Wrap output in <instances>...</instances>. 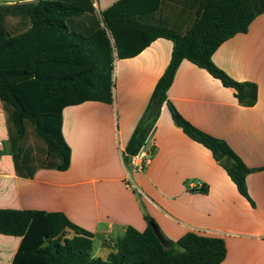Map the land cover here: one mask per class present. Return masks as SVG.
<instances>
[{
  "label": "crops",
  "instance_id": "obj_1",
  "mask_svg": "<svg viewBox=\"0 0 264 264\" xmlns=\"http://www.w3.org/2000/svg\"><path fill=\"white\" fill-rule=\"evenodd\" d=\"M91 1L98 14L115 0H96L97 5ZM199 1L158 0V8L166 24L183 30ZM170 51L171 42L158 37L133 56L114 58L111 103L88 100L62 107L60 132L69 148L65 169L37 167L30 177L19 175L12 158L1 153L0 141V208L59 211L92 238H100L101 247L108 249L101 258L109 251L114 229L120 235L127 225L142 230L147 225L144 216H149L170 240L187 230L220 235L226 252L219 264H264V168L245 175L251 204L209 150L172 122L164 103L144 139V149L150 150L148 164L131 167L134 186L144 197L138 198L125 181L124 146L147 111ZM211 60L231 78L255 84L252 105H240L232 88L187 60L179 63L166 100L194 127L222 139L246 167H262L264 12L245 32L220 43ZM1 122L8 138L0 102ZM195 181L202 183L203 192L189 190L187 184ZM0 240V264H10L19 237L0 234Z\"/></svg>",
  "mask_w": 264,
  "mask_h": 264
},
{
  "label": "trees",
  "instance_id": "obj_2",
  "mask_svg": "<svg viewBox=\"0 0 264 264\" xmlns=\"http://www.w3.org/2000/svg\"><path fill=\"white\" fill-rule=\"evenodd\" d=\"M262 12L264 0H200L190 24L180 30L162 20L158 0H115L98 14L91 0L0 3V102L14 170L30 177L37 167L65 169L69 148L60 132L62 107L88 100L111 103L114 58L133 56L160 37L171 42V51L146 110L164 103L172 122L209 150L252 204L244 178L264 166L246 167L222 139L194 127L166 100V90L179 63L187 60L232 88L240 105H252L255 84L228 76L211 54ZM157 113L145 124L143 116L138 121L124 155L137 152ZM28 134L36 144H24ZM144 219L142 230L125 226L104 258L91 254L92 233L59 211L0 208V234L19 237L10 264H219L225 256L220 235L187 230L161 243L148 225L151 218Z\"/></svg>",
  "mask_w": 264,
  "mask_h": 264
},
{
  "label": "rangeland",
  "instance_id": "obj_3",
  "mask_svg": "<svg viewBox=\"0 0 264 264\" xmlns=\"http://www.w3.org/2000/svg\"><path fill=\"white\" fill-rule=\"evenodd\" d=\"M11 1H16V0H0V3H5V2H11ZM95 5H97V2L95 0ZM111 82H112V86H111V92H112V97L114 98V93H115V76H114V67L112 65V72H111ZM115 112H113L114 114ZM115 114L112 116V120L113 122L115 121ZM0 141H2L3 143V148L4 150L1 152L2 154L8 156V157H11V151H10V148H9V145H8V140H7V134L6 132H4V129H3V123L1 122L0 123ZM24 140V139H23ZM32 143V145L36 144V141L34 139V137L30 134H28L24 140V144L26 143ZM124 166H125V169L127 171L128 174H126V178H125V181L128 183V186L132 187L133 188V191H134V194L139 198H143L144 195H143V192L139 189H137L134 185V180H133V177H132V172H131V165L129 164V162L127 161V159L124 158ZM196 182V181H195ZM196 192H200V191H196ZM150 220H152L155 224V220L154 218H151ZM157 226V225H156ZM117 230H113V233H110V237L113 238V240L115 239L116 237V234L119 236L120 233L119 232H116ZM2 241L0 240V245H1ZM108 249L106 247H101L100 245V238L98 236H94L92 238V241H91V254L92 256H98V257H103V253L104 251H107Z\"/></svg>",
  "mask_w": 264,
  "mask_h": 264
},
{
  "label": "built area",
  "instance_id": "obj_4",
  "mask_svg": "<svg viewBox=\"0 0 264 264\" xmlns=\"http://www.w3.org/2000/svg\"><path fill=\"white\" fill-rule=\"evenodd\" d=\"M144 142L145 140L135 154L128 156V162L133 169H141L149 162L150 150L144 149ZM201 186L202 183L200 181L187 184L189 190L193 189V191H198Z\"/></svg>",
  "mask_w": 264,
  "mask_h": 264
},
{
  "label": "water",
  "instance_id": "obj_5",
  "mask_svg": "<svg viewBox=\"0 0 264 264\" xmlns=\"http://www.w3.org/2000/svg\"><path fill=\"white\" fill-rule=\"evenodd\" d=\"M157 109H158V106H157L156 104H151V105L149 106V108L147 109V111L145 112L144 116H143L142 124L147 123V122H148V121H149V120L155 115ZM220 162H221V163H224L225 160H224V159H221ZM148 225L150 226V228H151L153 234L157 237V239H158L161 243H163V237H162V235H161V233H160L158 227L156 226V224H155L152 220H150V221L148 222Z\"/></svg>",
  "mask_w": 264,
  "mask_h": 264
}]
</instances>
